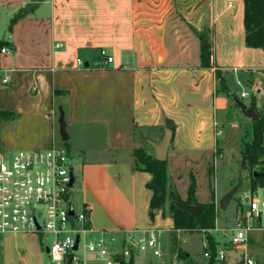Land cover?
Returning a JSON list of instances; mask_svg holds the SVG:
<instances>
[{
  "label": "crops",
  "instance_id": "1",
  "mask_svg": "<svg viewBox=\"0 0 264 264\" xmlns=\"http://www.w3.org/2000/svg\"><path fill=\"white\" fill-rule=\"evenodd\" d=\"M0 17L10 20L0 38L1 48L8 47L0 52V152L46 149L58 132L71 156L79 155L72 160L70 199L89 207L90 226L111 234L110 248L114 240L122 246L155 230L160 247L165 238L163 255L141 253L138 264H206L202 254L181 246L180 232L182 256L168 248L173 219L160 210L149 217L152 192L145 185L151 176L135 170L132 151L153 153L139 141L159 142L171 124L166 163L177 194L187 199L188 191L182 195L175 186L177 166L207 164L211 185L209 167L221 155L218 141L231 104L216 93L215 70L232 92L234 77L264 73V48L244 42L242 0H0ZM203 43L210 67L201 65ZM101 49L113 58L107 67L96 65ZM8 70L11 80L2 84ZM209 189L206 200L195 191L196 200L218 203L220 196ZM217 214L222 222L215 229L233 223ZM215 229L213 242L226 246L224 264H241L242 250L228 246V236ZM2 238L16 249L20 264H44L43 243L34 233ZM248 239L250 254L263 264L264 231ZM205 240L203 234L202 253ZM133 259L135 264V254Z\"/></svg>",
  "mask_w": 264,
  "mask_h": 264
},
{
  "label": "built area",
  "instance_id": "2",
  "mask_svg": "<svg viewBox=\"0 0 264 264\" xmlns=\"http://www.w3.org/2000/svg\"><path fill=\"white\" fill-rule=\"evenodd\" d=\"M7 51L8 47L0 49L2 53ZM112 60V56L101 49L96 65L107 67ZM12 72L8 70L3 75L2 84L10 82ZM247 96L246 91L239 94L241 99ZM72 160L65 145L55 143L46 149H21L9 155L0 152V236L6 233L49 234L52 238L44 247L48 249V264H127L135 249L141 253L149 251L153 257L161 259L163 252L155 230L143 231L136 241H126L120 249L114 250L106 244L111 234L95 231L90 226L88 206L77 210L72 203L73 214L69 215ZM253 195L251 191L244 195L248 200L246 213H237L229 227L215 229L221 237L228 236V246L242 250L241 264H258L250 254L248 236L251 232L264 231V199ZM94 233L98 236L92 237ZM76 237L78 242L74 248ZM202 249L206 264H224L227 253L223 240L214 250L205 240Z\"/></svg>",
  "mask_w": 264,
  "mask_h": 264
},
{
  "label": "rangeland",
  "instance_id": "3",
  "mask_svg": "<svg viewBox=\"0 0 264 264\" xmlns=\"http://www.w3.org/2000/svg\"><path fill=\"white\" fill-rule=\"evenodd\" d=\"M10 24V20H7L3 23V20L0 17V38L6 34V30ZM234 82L233 90L237 96H239L241 91H246L249 93V96L242 98V101L249 105L251 102H254L257 110L264 114V73L257 78H253V75L247 73L246 75H241V77H234L232 79ZM244 89V90H242ZM231 91V90H230ZM223 134L224 136L219 139L218 144L220 146L219 152L220 156L216 158L213 163V167H209V176L211 180V185L213 186L216 194L221 199L225 194L230 192L233 189H236L233 195L230 198L229 203L226 206L225 210L218 209V203L215 204L216 207V217L217 213H224L227 215L229 221H233L236 214L239 212L246 213L248 209V200L244 198L245 194H248L250 189V173L253 170L259 169V164L243 169L241 167V159L245 155L243 150V143L251 142V120L244 116L238 107L231 100L230 108L225 113L223 118ZM56 145L64 146L65 142L60 138L59 133L56 134ZM220 137V136H219ZM139 143L143 146L149 145L147 141L140 140ZM262 145L264 146V136L262 140ZM74 156V157H73ZM73 160L79 158V155H72ZM212 163V161H211ZM248 164V161H247ZM249 165V164H248ZM206 165H201L198 167H190L189 170L192 171L189 173V170L183 168L182 166H177V176L175 186L177 191L184 195L187 192L189 183H190V174L193 175L195 180V191L200 199L206 200L209 198V181L207 177V168ZM192 169V170H191ZM214 169V172H213ZM211 171V172H210ZM213 172V174H212ZM175 180V179H174ZM175 181H173L174 183ZM71 189L70 192H72ZM254 192V191H253ZM251 191V193L253 194ZM258 199H264V187H258L256 193L253 195ZM72 197V194H71ZM75 208L78 210V207L75 205ZM220 217V216H219ZM217 218L215 220L214 229L218 226H221L222 218ZM264 222V219H262ZM217 224V225H216ZM213 230V229H212ZM180 232V235L178 234ZM176 235H179L180 244L185 249L189 250L193 255L195 253L201 256V241H202V231H190V230H180L174 232ZM211 235V230L209 231ZM40 238L43 243V256L44 264H48L49 258L44 249L45 245L50 243L51 236L47 233H34ZM3 236V235H2ZM2 236H0V264H20L21 259L16 252V249L7 241H3ZM98 234L94 233L92 237H97ZM161 250L164 251L166 248V242L164 236L160 238ZM171 237L168 238V248L170 249ZM109 245V240L106 242ZM81 247V244H80ZM121 245L118 242H113L114 250L120 249ZM255 250V248L253 249ZM135 254V264L140 262V254L137 249L134 250ZM21 256V255H20ZM261 262L264 264V253L261 255Z\"/></svg>",
  "mask_w": 264,
  "mask_h": 264
},
{
  "label": "trees",
  "instance_id": "4",
  "mask_svg": "<svg viewBox=\"0 0 264 264\" xmlns=\"http://www.w3.org/2000/svg\"><path fill=\"white\" fill-rule=\"evenodd\" d=\"M243 2V22L245 29L244 42L247 47L264 48V0H242ZM2 43H0L1 49ZM201 65L211 66V52L208 43L201 44L200 51ZM215 77L217 79L216 93L224 94L232 100L238 97L236 93L230 91L227 79L216 69ZM261 114V113H260ZM264 136V114L256 121H251V142L243 143L245 155H249L248 166L253 167L259 164L258 170L250 173V189L255 192L258 187H264V146L262 140ZM133 165L135 170L147 172L151 178L146 183V188L152 194L149 201L148 214L152 219L156 211H162L163 215H168L173 219L174 231L190 230L202 231L209 246L214 250L215 243L213 236L209 233L214 229L216 220V207L214 201L200 203L195 198V180L190 175L187 199L182 200L173 187L165 161H159L154 158L153 153L147 148L136 147L133 149ZM172 200L182 201L187 204H200L202 209L197 217L179 210ZM171 250L177 251L179 256L183 252L178 248L176 234L171 233ZM212 263V262H211Z\"/></svg>",
  "mask_w": 264,
  "mask_h": 264
},
{
  "label": "water",
  "instance_id": "5",
  "mask_svg": "<svg viewBox=\"0 0 264 264\" xmlns=\"http://www.w3.org/2000/svg\"><path fill=\"white\" fill-rule=\"evenodd\" d=\"M232 99H233L234 104L240 110V112L244 116H246L249 120L256 121L260 118L261 114L257 110L254 102H251L249 105H247L246 103H244L242 101L241 98L233 97ZM63 128H64V125H63V122H61V132H63ZM171 136H172V125L167 124V126L163 129V135H162L161 139L159 140V142L147 140V144L151 148L155 159H157L159 161H165L166 160L169 144L171 141ZM248 159H249V155H244L242 157L241 167L243 169L248 168V164H247ZM70 176H71V179H70L69 187H72L73 181H74L72 171H70ZM235 190L236 189L231 190L230 192L225 194L223 197H221V199H219L218 209H220V210L226 209V206L229 203L230 198L233 195V193L235 192ZM172 203L179 210L186 212L193 217H197L200 214L201 209H202L200 204H187V203H184L182 201H176V200H172ZM68 207H69V215H72L73 214V204H72L71 200L69 199V196H68ZM77 242H78V237H76L74 248L77 247ZM47 250L48 249L46 247L45 251L47 252ZM127 264H134L133 255L129 257Z\"/></svg>",
  "mask_w": 264,
  "mask_h": 264
}]
</instances>
